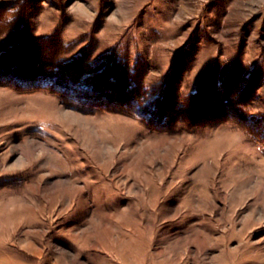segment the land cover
<instances>
[{"label": "rangeland", "instance_id": "374dc122", "mask_svg": "<svg viewBox=\"0 0 264 264\" xmlns=\"http://www.w3.org/2000/svg\"><path fill=\"white\" fill-rule=\"evenodd\" d=\"M0 264H264V0H0Z\"/></svg>", "mask_w": 264, "mask_h": 264}]
</instances>
